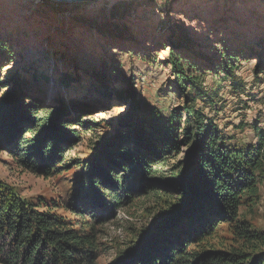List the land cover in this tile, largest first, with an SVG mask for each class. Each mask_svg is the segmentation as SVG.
<instances>
[{"label":"rangeland","instance_id":"obj_1","mask_svg":"<svg viewBox=\"0 0 264 264\" xmlns=\"http://www.w3.org/2000/svg\"><path fill=\"white\" fill-rule=\"evenodd\" d=\"M262 33L264 0H0V109L12 97L11 105L26 112L12 123L9 109L0 115V180L20 197L67 215L75 226L91 225L97 264H110L119 252L136 256L140 236L177 203L179 194L168 182L186 147L158 157L161 161L147 175L148 184L156 185L134 193L129 187L136 183L135 169L121 171L114 163L108 168L112 177L130 175L122 185L128 193L103 183V196L80 199L79 177L89 185L97 175H89L86 162L100 160L106 141L118 139L128 93H134L143 117L156 113L163 120L177 114L181 136L186 95L175 83L173 55L184 74L197 76L204 89L212 87L218 72L223 75V59L235 66L233 81L243 91L221 80L218 101L210 106L195 99L194 108L217 125L228 143H256L254 126L264 132V38L254 41ZM52 125L53 136L43 133ZM75 198L78 213H71ZM253 198L243 201L238 218L264 237V171ZM199 246L225 250L244 245L231 225L221 223Z\"/></svg>","mask_w":264,"mask_h":264},{"label":"trees","instance_id":"obj_2","mask_svg":"<svg viewBox=\"0 0 264 264\" xmlns=\"http://www.w3.org/2000/svg\"><path fill=\"white\" fill-rule=\"evenodd\" d=\"M171 61L175 83L186 95V118L181 136L176 134L177 114L163 120L156 113L143 117L138 112L134 93H128L124 100L129 103V109L117 130L118 139L106 141L103 145L106 151L100 160L86 162L89 175H97L89 185L81 179L82 175L79 177V198L103 196L100 193L103 183L118 185L122 193H128L122 185L130 175L112 177L108 168L114 163L121 171L135 169L136 183L130 184L129 193L145 185L155 186L147 182L150 166L161 161L158 157L186 147L183 159L172 167V178L168 182V187L179 194L177 203H171L165 213L159 214L162 221L140 236L133 248L139 251L136 256L132 251L119 252L110 264H123L127 257L130 259L127 264H264V237L238 218L243 201H253L257 194L258 176L264 171V132H259L255 125L256 143L248 146L228 143L217 125L193 104L195 99H201L213 106L223 86L221 80H231L235 92L243 91L244 88L233 81L235 66L223 59V75L218 72L212 87L204 89L197 76L184 74L178 57L173 55ZM259 71L260 66H256L255 73ZM118 76L125 82L121 73ZM99 80L102 85L107 82L105 76H100ZM11 99H5L0 115L9 109L12 123V118L26 112L18 105H11ZM14 102L17 104L16 100ZM53 126H44L43 133L53 136ZM124 127L128 128L127 132ZM27 132L37 131L28 129ZM128 139L132 140L131 144ZM35 161L31 158L30 164L34 165ZM79 198L69 204L71 213H78ZM71 221L52 206L20 197L13 187L0 180V264H97L93 228L91 225L84 228L80 223L75 226ZM221 223L232 226L235 236L243 242L242 248L208 250L199 246Z\"/></svg>","mask_w":264,"mask_h":264},{"label":"water","instance_id":"obj_3","mask_svg":"<svg viewBox=\"0 0 264 264\" xmlns=\"http://www.w3.org/2000/svg\"><path fill=\"white\" fill-rule=\"evenodd\" d=\"M51 2H55V3H63V4H70L71 2H75V3H79L83 0H49Z\"/></svg>","mask_w":264,"mask_h":264},{"label":"bare ground","instance_id":"obj_4","mask_svg":"<svg viewBox=\"0 0 264 264\" xmlns=\"http://www.w3.org/2000/svg\"><path fill=\"white\" fill-rule=\"evenodd\" d=\"M263 38H264V33L257 35V36H256V39H255V41H254V43L259 42V40H261V39H263Z\"/></svg>","mask_w":264,"mask_h":264}]
</instances>
